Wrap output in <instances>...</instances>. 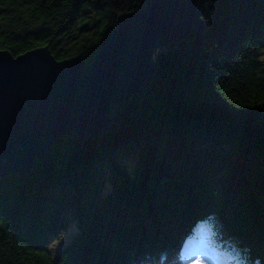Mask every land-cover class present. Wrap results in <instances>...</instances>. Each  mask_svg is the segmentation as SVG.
Segmentation results:
<instances>
[{
    "label": "trees",
    "instance_id": "1",
    "mask_svg": "<svg viewBox=\"0 0 264 264\" xmlns=\"http://www.w3.org/2000/svg\"><path fill=\"white\" fill-rule=\"evenodd\" d=\"M142 4L0 0V50L91 62ZM202 20L157 50L109 129L63 135L48 161L0 177V264H182L203 222L264 264V0H205Z\"/></svg>",
    "mask_w": 264,
    "mask_h": 264
},
{
    "label": "water",
    "instance_id": "2",
    "mask_svg": "<svg viewBox=\"0 0 264 264\" xmlns=\"http://www.w3.org/2000/svg\"><path fill=\"white\" fill-rule=\"evenodd\" d=\"M204 1L143 0L119 16L91 62L57 59L47 46L17 56L0 50V177L48 161L63 135L109 129L119 103L148 87L157 50L202 31Z\"/></svg>",
    "mask_w": 264,
    "mask_h": 264
},
{
    "label": "rangeland",
    "instance_id": "3",
    "mask_svg": "<svg viewBox=\"0 0 264 264\" xmlns=\"http://www.w3.org/2000/svg\"><path fill=\"white\" fill-rule=\"evenodd\" d=\"M263 59H264V51H263ZM119 162L126 164L129 168H131L133 166V159L132 158L119 159ZM215 221H216V219H215ZM216 222H218L220 224L219 220ZM199 228H201V227H198L196 232H198V235L201 234V241L199 240L200 243L198 242L200 244L199 245L200 247L196 246L195 250H199L200 248H202L204 250L205 247L203 246V243L206 241H208L210 244L212 243L215 247H216V244H214V242H216L217 244H222L224 246L225 245L228 247L230 246V243H228V242L218 241V240H223V239L216 232L217 229H216L215 225H214V228L210 225L203 226L204 231H199L200 230ZM77 230H78L77 224L75 222H71L69 227L65 231L54 235L48 243L49 249L51 250L52 254L57 255L64 247H66L73 240ZM213 236H215L214 237L215 240H212ZM203 250H201V251H203ZM198 252H200V251H198ZM192 256H193V253H192ZM198 256H199V253H198ZM203 256L205 257L204 259L209 260V264H217L218 257L211 254V252H208V254L204 253ZM237 257L241 258V257H239V255ZM195 259H196V255L193 256L191 259H186L185 263L190 264V262H193ZM202 261H203V259H198V262H202ZM243 264H245V263H243ZM246 264H248V263H246ZM251 264H259V262L258 263L253 262Z\"/></svg>",
    "mask_w": 264,
    "mask_h": 264
},
{
    "label": "bare ground",
    "instance_id": "4",
    "mask_svg": "<svg viewBox=\"0 0 264 264\" xmlns=\"http://www.w3.org/2000/svg\"><path fill=\"white\" fill-rule=\"evenodd\" d=\"M198 246L197 242L194 240H189L185 245L184 253L186 256H192L193 250Z\"/></svg>",
    "mask_w": 264,
    "mask_h": 264
},
{
    "label": "clouds",
    "instance_id": "5",
    "mask_svg": "<svg viewBox=\"0 0 264 264\" xmlns=\"http://www.w3.org/2000/svg\"><path fill=\"white\" fill-rule=\"evenodd\" d=\"M226 259L228 258V257H225Z\"/></svg>",
    "mask_w": 264,
    "mask_h": 264
}]
</instances>
